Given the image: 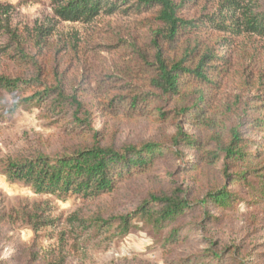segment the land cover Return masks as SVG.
Wrapping results in <instances>:
<instances>
[{
    "label": "trees",
    "instance_id": "16d2710c",
    "mask_svg": "<svg viewBox=\"0 0 264 264\" xmlns=\"http://www.w3.org/2000/svg\"><path fill=\"white\" fill-rule=\"evenodd\" d=\"M59 1L56 13L65 21L153 12L154 26L141 44L112 45L125 56L115 77L91 81L82 74L78 82L64 84L57 74L50 84L38 79L40 71L25 79L0 76V101L2 92L29 94L22 102L46 107L69 136L55 152L9 157L1 174L38 195L94 201L163 164L170 178L184 175L191 186L170 180L152 187L125 212L106 210L87 218L72 212L65 221L73 237L81 243L91 233L121 237L141 220L154 233L165 264H264V246L242 254L240 246L218 249L219 241L207 236L227 211L239 208L251 211L249 222L264 230V73L238 84L229 81L238 39H264V0ZM192 7L197 15L187 18ZM100 115L144 119L161 128L151 139L117 145L93 126ZM47 210L37 203L5 210L0 203V225L22 222L34 233L28 247L18 246V253L0 264L20 257L24 264H60L39 247L38 232L60 222ZM194 242L206 246L186 253ZM124 264L152 263L132 258Z\"/></svg>",
    "mask_w": 264,
    "mask_h": 264
},
{
    "label": "rangeland",
    "instance_id": "374dc122",
    "mask_svg": "<svg viewBox=\"0 0 264 264\" xmlns=\"http://www.w3.org/2000/svg\"><path fill=\"white\" fill-rule=\"evenodd\" d=\"M59 0H0V76L8 78L35 77L40 71L43 83H54L55 75L78 82L83 74L91 81L100 76H118L125 62L119 48L112 45L120 40L141 44L154 26L153 12L123 15H99L88 23L62 20L56 13ZM211 6V5H210ZM213 7L214 4H213ZM198 8L186 10L185 16L197 15ZM233 54L234 72L230 82L249 81L264 73V39L242 36ZM128 43V44H129ZM252 72V73H251ZM254 76V77H253ZM253 91V90H251ZM0 101V168L9 158L31 153L33 150L52 153L68 142L58 118L51 116L46 107L22 102L29 94L13 95L2 92ZM93 126L102 129L108 139L117 145L136 143L156 136L161 126L139 118H107L100 115ZM171 131V129H169ZM168 168L160 164L148 175L136 179L114 195L98 200H83L76 195L58 199L51 194H35L20 183H9L0 172V203L5 210L24 205L40 204L46 214L60 222L55 227L40 230L38 239L41 253L60 264H124L132 258L152 264H165L162 250L154 242V233L144 221L135 220L124 236L111 238L110 232L80 242L73 237L65 220L76 212L83 218L106 210L125 212L146 190L176 181L177 185L191 186L184 176L170 178ZM128 185V184H127ZM106 215V214H105ZM251 211L245 208L227 211L222 223L213 228L212 236L219 241L218 249L227 245L240 246L242 254L264 246V230L249 222ZM78 232V231H77ZM49 234H52L49 235ZM96 235V236H93ZM85 235V233L83 234ZM34 238L30 226L22 222L0 225V259L10 260L18 253V246L28 247ZM79 241L78 245L74 243ZM206 246L194 242L184 248L186 253L199 251ZM9 262V261H8ZM13 264H24L23 257Z\"/></svg>",
    "mask_w": 264,
    "mask_h": 264
}]
</instances>
